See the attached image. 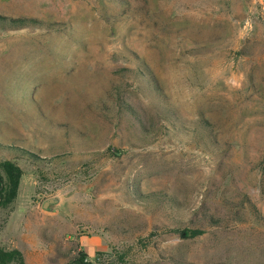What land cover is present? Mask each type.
Listing matches in <instances>:
<instances>
[{
  "label": "rangeland",
  "instance_id": "rangeland-1",
  "mask_svg": "<svg viewBox=\"0 0 264 264\" xmlns=\"http://www.w3.org/2000/svg\"><path fill=\"white\" fill-rule=\"evenodd\" d=\"M4 160L27 264H264V0H0Z\"/></svg>",
  "mask_w": 264,
  "mask_h": 264
},
{
  "label": "trees",
  "instance_id": "trees-1",
  "mask_svg": "<svg viewBox=\"0 0 264 264\" xmlns=\"http://www.w3.org/2000/svg\"><path fill=\"white\" fill-rule=\"evenodd\" d=\"M13 22H18L12 20ZM23 171L11 160L0 162V207L9 206L18 196ZM177 232L192 237L204 234L203 229H176ZM122 259L125 256H121ZM27 264L23 253L18 249H6L0 246V264ZM66 264H94L88 259L86 251H80L77 256Z\"/></svg>",
  "mask_w": 264,
  "mask_h": 264
}]
</instances>
